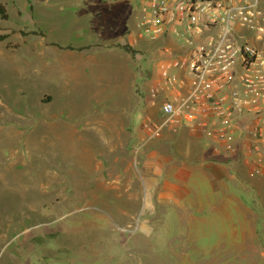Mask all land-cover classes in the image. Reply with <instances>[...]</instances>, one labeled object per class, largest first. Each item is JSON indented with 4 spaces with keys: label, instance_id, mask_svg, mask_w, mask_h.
<instances>
[{
    "label": "rangeland",
    "instance_id": "rangeland-1",
    "mask_svg": "<svg viewBox=\"0 0 264 264\" xmlns=\"http://www.w3.org/2000/svg\"><path fill=\"white\" fill-rule=\"evenodd\" d=\"M144 2L0 0L7 13L0 18V33L7 35L0 41V264H189L195 255L200 264L213 255V263L245 264L233 248L208 251L220 238L218 228L202 230L199 248L186 250L188 260L177 259L171 250L180 243L172 238L177 231L172 205L150 210L144 198L136 202L140 197L127 194L142 187L139 150L126 144L132 141L127 123L142 125L144 111L157 112L147 88L161 41L141 38L131 45L136 53L128 54V62L139 80L134 115L126 89L116 90L114 81L100 87L85 82L70 100L60 91L58 69L33 67L42 61L58 65L67 48L56 44H92L121 27L134 37ZM258 6L264 24V0ZM241 34L264 53V32L247 25ZM41 50L50 57L40 59ZM95 87L99 99L93 97ZM71 101L79 115L68 116ZM111 139L122 142L112 152ZM258 230L263 237L260 225Z\"/></svg>",
    "mask_w": 264,
    "mask_h": 264
},
{
    "label": "built area",
    "instance_id": "built-area-1",
    "mask_svg": "<svg viewBox=\"0 0 264 264\" xmlns=\"http://www.w3.org/2000/svg\"><path fill=\"white\" fill-rule=\"evenodd\" d=\"M259 1L145 0L133 42H162L147 88L157 118L142 120L145 137L187 126L264 179V53L241 34L247 25L264 32Z\"/></svg>",
    "mask_w": 264,
    "mask_h": 264
},
{
    "label": "crops",
    "instance_id": "crops-1",
    "mask_svg": "<svg viewBox=\"0 0 264 264\" xmlns=\"http://www.w3.org/2000/svg\"><path fill=\"white\" fill-rule=\"evenodd\" d=\"M124 31L125 29L121 27L114 31L112 37L96 40L92 44H82L88 47L81 50L65 49L66 53L58 65L56 62L42 61L41 64L36 62L33 67L38 65L42 68L58 69L62 81L60 91L67 93L70 100L79 86L85 82L100 87L105 82L114 81L116 90L120 86L126 89L131 114L134 115L138 74L134 66L128 62L130 53L119 45H133L135 42L126 31L124 42L122 40ZM167 41L172 42V39L169 38ZM49 50L53 59L56 49L53 47ZM38 56L40 59L50 57L42 50ZM107 61L114 65L109 68ZM86 70H89L91 79L88 78ZM38 92L40 96L48 97L52 101L55 98L50 92ZM93 93L95 99L101 98L97 97L96 87ZM144 112L143 117L151 115ZM74 114L79 115L71 101L68 116ZM118 115L115 114L116 117ZM151 116L157 118V114ZM133 123L132 119L127 123L133 144L130 141L126 144L134 151L136 148L139 150L137 175L142 187L137 189L138 191L130 190L127 194L140 197L139 200L131 198L136 202L144 198V206L150 210L157 206L162 208L163 205H172L177 229L172 233L174 235L172 238L180 241L171 247L173 256L180 260H188L184 253L188 248H199L198 239L202 235L201 231L218 228L220 238L217 244L208 250L209 252L214 253L215 246L216 250L223 248L222 253L233 248L239 253L235 258L240 257L245 260V264H264V236L260 237L258 230L259 225L264 230V179L250 177L245 165L238 157L240 161H236L234 155L227 153L226 159L217 157L214 154L217 152L200 131H192L184 125L168 126L162 130L159 137L144 139L142 125L136 126ZM205 140L213 148L214 153L209 150L210 146L206 145ZM110 145L112 152L113 148L117 149L122 142L111 139ZM164 210L166 208L162 211ZM258 212L263 216L260 217ZM145 223L141 224L144 231L149 228ZM198 259L199 257L195 255L189 264H200ZM214 259L213 255L207 264H217L213 263Z\"/></svg>",
    "mask_w": 264,
    "mask_h": 264
},
{
    "label": "trees",
    "instance_id": "trees-1",
    "mask_svg": "<svg viewBox=\"0 0 264 264\" xmlns=\"http://www.w3.org/2000/svg\"><path fill=\"white\" fill-rule=\"evenodd\" d=\"M0 18L2 19H6L7 18V13L5 11V8L2 4H0ZM33 34L35 32H32ZM7 37L6 34L4 33H0V41L4 40L5 38ZM56 44V43H54ZM58 47H63V48H67V49H78V50H81L83 48H86L87 46H73V45H58L56 44ZM120 47H122L125 51L129 52L132 56L136 53V50L131 46V44H122V45H119Z\"/></svg>",
    "mask_w": 264,
    "mask_h": 264
}]
</instances>
